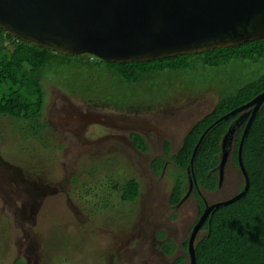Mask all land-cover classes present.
I'll return each mask as SVG.
<instances>
[{"label":"rangeland","instance_id":"1","mask_svg":"<svg viewBox=\"0 0 264 264\" xmlns=\"http://www.w3.org/2000/svg\"><path fill=\"white\" fill-rule=\"evenodd\" d=\"M52 68L37 121L0 115V264H171L177 256L188 264L183 244L200 216L195 195L170 207L174 166L164 158L154 175L149 164L164 157L165 142L175 153L212 109L215 79L162 74L122 88L102 69L75 81L71 69ZM71 86L132 105L119 108ZM131 133L143 139L144 151ZM222 175L216 193H200L207 205L240 191L242 177L229 158ZM130 180L138 194L126 202L121 193ZM164 239L176 246L171 256L159 249Z\"/></svg>","mask_w":264,"mask_h":264},{"label":"trees","instance_id":"2","mask_svg":"<svg viewBox=\"0 0 264 264\" xmlns=\"http://www.w3.org/2000/svg\"><path fill=\"white\" fill-rule=\"evenodd\" d=\"M52 67L71 69L75 73V81L78 76L91 80V73L102 69L104 78L114 79L122 88L123 85L138 86L162 74L202 79L211 76L212 80L215 79V86L210 85L217 92L212 109L191 125L175 153L169 154L170 146L165 142L164 157L154 158L149 164L154 175L162 172L164 158L173 164L168 205L175 207L187 191L186 168L200 135L220 117L264 91V39L228 48H213L200 54L148 62L109 63L86 54H57L15 39L0 29V115L29 124L37 121L45 103L44 74L47 70H53ZM67 89L79 94L96 95L119 108L132 105L113 103L110 98L88 91V86H84L83 91L76 86ZM236 118L237 115H233L212 126L196 150L192 168L198 188V192L193 190L198 215L204 208L200 193H216L220 188L217 187V166L221 140ZM244 125L245 121L240 127H235L232 145L230 143L228 147V150L231 148L228 158L237 170V150ZM129 139L137 151L146 149L138 134H129ZM241 161L246 171L248 189L236 201L213 209L208 215L198 232L202 234H197L194 239L195 264H264V104L247 130L241 148ZM137 194L138 184L133 180L126 182L122 188V200L132 202ZM186 248L187 243L183 244L184 251ZM159 249L164 255L171 256L176 246L164 239ZM171 264H185V258L177 256Z\"/></svg>","mask_w":264,"mask_h":264},{"label":"water","instance_id":"3","mask_svg":"<svg viewBox=\"0 0 264 264\" xmlns=\"http://www.w3.org/2000/svg\"><path fill=\"white\" fill-rule=\"evenodd\" d=\"M0 29L61 55L86 54L109 63L148 62L264 39V0H0ZM262 104L264 91L211 124L193 148L186 168L187 191L180 202L191 191L198 192L192 165L208 130L237 115L221 140L219 188L235 127L245 121L237 150L243 186L226 200L211 205L203 201V211L187 241L188 264H195L194 239L211 211L236 201L248 189L241 148Z\"/></svg>","mask_w":264,"mask_h":264},{"label":"bare ground","instance_id":"4","mask_svg":"<svg viewBox=\"0 0 264 264\" xmlns=\"http://www.w3.org/2000/svg\"><path fill=\"white\" fill-rule=\"evenodd\" d=\"M126 63V62H125ZM261 108V107H260Z\"/></svg>","mask_w":264,"mask_h":264},{"label":"flooded vegetation","instance_id":"5","mask_svg":"<svg viewBox=\"0 0 264 264\" xmlns=\"http://www.w3.org/2000/svg\"><path fill=\"white\" fill-rule=\"evenodd\" d=\"M131 142V141H130ZM132 143V142H131Z\"/></svg>","mask_w":264,"mask_h":264}]
</instances>
